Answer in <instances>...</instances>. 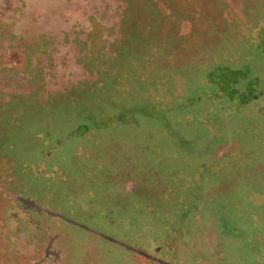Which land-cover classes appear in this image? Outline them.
<instances>
[{"label":"rangeland","instance_id":"1","mask_svg":"<svg viewBox=\"0 0 264 264\" xmlns=\"http://www.w3.org/2000/svg\"><path fill=\"white\" fill-rule=\"evenodd\" d=\"M0 264H264V0H0Z\"/></svg>","mask_w":264,"mask_h":264}]
</instances>
